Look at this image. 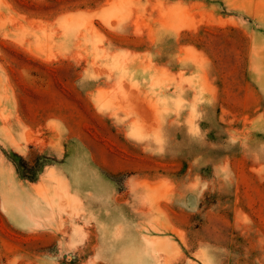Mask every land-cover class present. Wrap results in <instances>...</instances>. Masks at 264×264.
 <instances>
[{
    "label": "rangeland",
    "instance_id": "rangeland-1",
    "mask_svg": "<svg viewBox=\"0 0 264 264\" xmlns=\"http://www.w3.org/2000/svg\"><path fill=\"white\" fill-rule=\"evenodd\" d=\"M1 208L0 264H264V0H0Z\"/></svg>",
    "mask_w": 264,
    "mask_h": 264
},
{
    "label": "crops",
    "instance_id": "crops-1",
    "mask_svg": "<svg viewBox=\"0 0 264 264\" xmlns=\"http://www.w3.org/2000/svg\"><path fill=\"white\" fill-rule=\"evenodd\" d=\"M15 182H17L16 180H15ZM18 186V185H17ZM4 202V201H3ZM5 203H3V205H4ZM1 205H2V202H1ZM2 209V208H1ZM2 213H0V215H7L8 216V218L9 219H13L11 216H10V214H8L7 213V211H6V209H2ZM14 220V219H13ZM15 221V220H14ZM16 222V221H15Z\"/></svg>",
    "mask_w": 264,
    "mask_h": 264
},
{
    "label": "trees",
    "instance_id": "trees-1",
    "mask_svg": "<svg viewBox=\"0 0 264 264\" xmlns=\"http://www.w3.org/2000/svg\"><path fill=\"white\" fill-rule=\"evenodd\" d=\"M30 172V171H29ZM30 179H33V178H30Z\"/></svg>",
    "mask_w": 264,
    "mask_h": 264
}]
</instances>
